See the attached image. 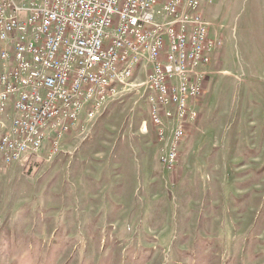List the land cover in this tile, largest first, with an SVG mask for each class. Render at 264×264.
<instances>
[{
  "label": "rangeland",
  "instance_id": "1",
  "mask_svg": "<svg viewBox=\"0 0 264 264\" xmlns=\"http://www.w3.org/2000/svg\"><path fill=\"white\" fill-rule=\"evenodd\" d=\"M201 9L222 43L174 168L140 71L52 156H0V264H264V0Z\"/></svg>",
  "mask_w": 264,
  "mask_h": 264
},
{
  "label": "built area",
  "instance_id": "2",
  "mask_svg": "<svg viewBox=\"0 0 264 264\" xmlns=\"http://www.w3.org/2000/svg\"><path fill=\"white\" fill-rule=\"evenodd\" d=\"M202 4L0 0V156L5 164L38 156L45 142L52 156L81 118L97 120L144 71L140 85L162 142L160 161L173 169L198 117L205 68L222 43ZM147 125L144 121L145 131Z\"/></svg>",
  "mask_w": 264,
  "mask_h": 264
},
{
  "label": "crops",
  "instance_id": "3",
  "mask_svg": "<svg viewBox=\"0 0 264 264\" xmlns=\"http://www.w3.org/2000/svg\"><path fill=\"white\" fill-rule=\"evenodd\" d=\"M190 127H192V126H190ZM193 131H194V130H193ZM193 131L190 132V134H189L190 136L188 135V138L186 139V143H189L190 140H192V139L194 138V136H195V135H194V132H195V131H194V132H193ZM125 135H126V134H125ZM119 143H120V142H119ZM119 143H117V144H119ZM122 143H123V142H121V146H122ZM186 143H185V144H186ZM186 145H188V144H186ZM149 185H150V182H148V188H149V190H150ZM117 195H121V193H120V192H117Z\"/></svg>",
  "mask_w": 264,
  "mask_h": 264
},
{
  "label": "bare ground",
  "instance_id": "4",
  "mask_svg": "<svg viewBox=\"0 0 264 264\" xmlns=\"http://www.w3.org/2000/svg\"><path fill=\"white\" fill-rule=\"evenodd\" d=\"M111 102H113V101H110V104H111ZM109 106V104H106V109H107V107ZM101 115H99V117H100Z\"/></svg>",
  "mask_w": 264,
  "mask_h": 264
}]
</instances>
